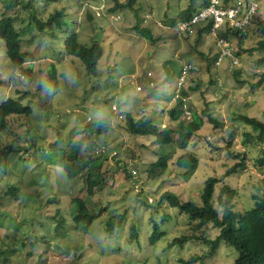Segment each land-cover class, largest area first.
<instances>
[{
  "label": "rangeland",
  "instance_id": "rangeland-1",
  "mask_svg": "<svg viewBox=\"0 0 264 264\" xmlns=\"http://www.w3.org/2000/svg\"><path fill=\"white\" fill-rule=\"evenodd\" d=\"M19 1L25 7L7 13L16 16L24 65L30 70L12 68L0 39V101L13 97L29 106L30 112L11 115L8 128L0 130V148L8 152L7 168L0 172V264H183L179 258L202 254L208 246L195 240L166 247L173 236L189 231L191 221L160 194L169 190L180 200L198 204L203 180L214 175L222 179L214 193L222 182L234 187L233 208L242 211L253 204L252 193L262 190L264 165L259 167L255 158L264 149V140L254 141L250 135L243 142V132L254 131L234 113L264 122V81L252 85L264 71V60L257 61L264 50L247 49L264 40L256 23L260 19L264 26V0H256L257 10L244 36L231 35L239 60L232 67L226 57L217 66L208 64L214 50L210 36L196 39L175 31L171 19L190 0H134L139 25L147 27L155 40L132 28L131 8L121 7L112 17L97 15L113 0ZM192 1L197 6L202 0ZM59 8H63L62 26L55 29V36L38 31L29 18L33 13L44 19ZM92 8L93 19H88L85 11L93 13ZM71 31L86 44L91 35L99 38L102 55L94 72H87L78 57L63 52L65 34ZM178 57L199 66L189 77L195 85L189 91V105L203 122L185 148H179L176 132L172 141L161 146L152 134H131L123 126L127 113L134 119L149 118L157 130L167 124V110L175 101L170 89ZM49 61L55 69L51 75ZM203 108L220 124L208 121ZM104 116L109 120L104 134L77 131ZM72 142L78 145L77 160L85 161L80 173L88 166L97 177L91 193L85 190L80 173L68 178L62 168ZM186 149L197 157L193 169L175 164L176 155ZM158 154L168 156L163 169L151 166ZM241 154L244 167L224 175V169ZM9 185L16 187L15 194L6 192ZM75 195L84 197L86 206L96 213L87 231L71 226L70 197ZM215 195L213 205L220 212ZM51 196L56 201L46 200ZM113 214L112 227L106 230L104 222ZM58 221L62 224L56 227ZM153 222L162 234L150 243ZM131 225L136 236L129 242ZM216 232L209 224L205 234L213 237ZM235 254L233 246L220 242L213 254L205 253L189 264H230Z\"/></svg>",
  "mask_w": 264,
  "mask_h": 264
},
{
  "label": "trees",
  "instance_id": "trees-1",
  "mask_svg": "<svg viewBox=\"0 0 264 264\" xmlns=\"http://www.w3.org/2000/svg\"><path fill=\"white\" fill-rule=\"evenodd\" d=\"M42 3H47L50 1L56 0H41ZM201 2H205L202 0ZM200 2V4H201ZM134 0H113L110 5H107L105 8H102L98 12V16L110 14L112 17L113 14H117V9L121 7L131 8L135 16V21L132 24V28L143 34L149 40H155L152 37L150 30L145 26H140L139 21L141 16L138 14L136 7H133ZM199 4V5H200ZM98 5V4H97ZM25 7L19 0H2V11L0 12V39L4 43L5 54L8 58V61L13 69H19L20 71L27 72L30 70V66L24 65L23 53L20 49V36L19 31L15 27L14 21L16 19L15 14L7 13L8 10H15L17 13L19 7ZM198 6V5H197ZM193 4V1L190 0L183 8L179 9L176 13V16L171 19V24L174 23L176 18H185L187 17L194 9L197 7ZM63 8L54 10L53 13L48 14L44 19L36 17L33 13H30V20L35 25L38 31L48 34L50 36H55V29L62 26V16ZM92 11H85V16L88 19H93L94 9ZM254 18V14L251 17L250 22L247 24L245 29L240 32L239 36H244L247 28ZM258 24V30L264 35V26L261 23L260 19L256 20ZM233 33L237 34L236 31ZM65 40L63 41L62 50L64 53L76 56L82 62L84 69L87 72H94L97 61L102 55V46L99 42L97 36L91 35L89 37V43L80 42L77 39V33L71 31L70 33L65 34ZM200 37V32L196 34V39ZM260 49L264 50V40H261L251 49ZM201 56H204L203 52H200ZM264 60V52L258 58V62ZM51 64L50 71L48 73L54 74L55 69L53 67V61H49ZM210 64V62H208ZM177 67H179V62L176 61ZM207 68V64L205 66ZM178 71V68H177ZM50 75H48L50 77ZM166 77L168 73H166ZM214 80H210L212 82ZM264 81V71H261L257 78L252 82L253 86H257ZM195 87L193 84L181 87V93H185L186 89L192 90ZM208 121L212 122L214 126L219 125L215 116H213L206 108L202 110ZM30 112V107L22 104L18 99H15L10 96L4 97L0 101V130L8 128L9 117L11 115L20 114L27 115ZM182 109L180 99L176 98L174 103L168 108L166 121L167 124L162 126L161 129L157 130L154 122L146 117H138L134 119L130 114L125 115L124 128L127 132L131 134H140L147 135L152 134L153 140L161 146L169 143L173 140V135L175 132L179 135L178 146L179 148H185L188 138L192 133L198 129L202 124V118L193 110L188 119L181 118ZM234 116L238 120L250 125L253 133L247 131L243 132L242 141L250 139L260 142L264 140V122L257 119L254 116H248L241 113H234ZM171 125V126H169ZM109 128V120L107 117H101L99 119L90 120L86 122L82 128L77 129L78 132H86L90 130L91 136L95 134H104ZM233 131L229 132V137L232 136ZM91 141V140H90ZM227 144H230V141H227ZM78 145L76 142L69 144V149L65 151L64 158L62 159L61 165L63 170L66 173L68 178L78 176L81 168L85 165L83 159H79L77 155ZM7 151L0 148V172H4L7 168ZM235 155H238L237 152ZM168 156L163 154H158L157 158L151 162V166H159L160 169L165 167L166 158ZM91 160V157H89ZM256 163L259 167L264 165V149L260 150V155L255 158ZM175 164L177 166L193 169L197 164V157L194 152L190 150H185L180 152L175 157ZM244 167V156L241 154L237 161L232 162L229 166L224 169V175L230 173H237V171ZM81 174V173H80ZM83 182L85 184V190L88 193H91L92 188L98 184L96 175H93L89 171L87 166L83 175ZM222 181L221 178L214 175H209L203 180V185L199 192L200 202L198 204L192 202L189 199L180 200L176 194L169 190H165L160 194L162 199L167 200L168 204L175 206L179 211L185 213L190 219V224L188 226V232L181 233L179 235L173 236L167 243L166 247L171 245L182 246L185 242L190 240H195L201 243H204L208 246L207 250L202 254H191L188 258H179L183 264H189L192 261L196 260L199 257H202L206 254H213L220 242H225L230 244L236 249L235 257L233 258L230 264H264V179H262V190L258 193H252L253 204L242 211L235 210L233 208L232 198L236 193V189L229 184L222 182L218 187V192L214 193L215 185ZM6 192L10 194L16 193V187L14 185H9ZM216 194V195H215ZM215 195V201L220 206V212L213 205V198ZM47 201H56L55 196H51L46 199ZM144 203V200H141ZM70 202L72 204V209L70 213L71 226L74 229L87 231L91 220L96 215L94 210L88 208L85 203L84 197L80 196H71ZM114 214L111 215L104 223L105 229L110 230L112 227V218ZM166 216H162V219ZM60 221H64L60 217ZM60 221L56 223V227L59 224H62ZM118 222V221H117ZM209 224L217 228V232L213 237H208L205 234ZM162 231L159 230L158 224L153 222L152 229L148 235V240L150 243H153L160 235ZM136 232L134 225L130 226V231L127 236V240L131 242L135 238Z\"/></svg>",
  "mask_w": 264,
  "mask_h": 264
},
{
  "label": "built area",
  "instance_id": "built-area-1",
  "mask_svg": "<svg viewBox=\"0 0 264 264\" xmlns=\"http://www.w3.org/2000/svg\"><path fill=\"white\" fill-rule=\"evenodd\" d=\"M257 10L256 0H205L187 17L176 18L173 27L178 35L201 36L208 35L213 40L214 50L211 65L217 66L222 57L227 58L229 67L239 64L238 53L230 41L233 31L240 34ZM199 66L193 61L179 60V70L174 83L173 99L179 98L181 103V118L188 119L191 114L189 90L181 93V87L190 83L189 76L197 72ZM22 76V73L20 74ZM136 89L140 86L136 85Z\"/></svg>",
  "mask_w": 264,
  "mask_h": 264
},
{
  "label": "clouds",
  "instance_id": "clouds-1",
  "mask_svg": "<svg viewBox=\"0 0 264 264\" xmlns=\"http://www.w3.org/2000/svg\"><path fill=\"white\" fill-rule=\"evenodd\" d=\"M198 7V6H197ZM173 25V24H172ZM194 36H196V35H194ZM200 37H202L201 35H200ZM179 60H187V59H180L179 57L178 58H176V61H178L179 62ZM187 61H192V60H187ZM193 62H195V61H193ZM209 62H210V64H211V61L209 60ZM196 63V62H195ZM178 70H179V67H178ZM177 75H178V71H177V74H176V76L174 77V80H173V84H172V87H171V89H170V95H172L173 96V89H174V83H175V80H176V77H177ZM190 77V76H189ZM190 79V78H189ZM190 83H188V84H185L184 86H187V85H189ZM186 90H189V89H186ZM189 91H192V90H189ZM171 96V97H172Z\"/></svg>",
  "mask_w": 264,
  "mask_h": 264
},
{
  "label": "crops",
  "instance_id": "crops-1",
  "mask_svg": "<svg viewBox=\"0 0 264 264\" xmlns=\"http://www.w3.org/2000/svg\"><path fill=\"white\" fill-rule=\"evenodd\" d=\"M199 6V5H198Z\"/></svg>",
  "mask_w": 264,
  "mask_h": 264
}]
</instances>
